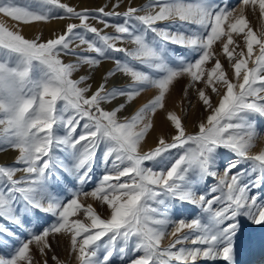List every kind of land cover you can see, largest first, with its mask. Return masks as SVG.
<instances>
[{
  "label": "snow or ice",
  "instance_id": "6c2138e0",
  "mask_svg": "<svg viewBox=\"0 0 264 264\" xmlns=\"http://www.w3.org/2000/svg\"><path fill=\"white\" fill-rule=\"evenodd\" d=\"M122 3L92 15L62 0H0V15L16 22L13 29L0 23V152L17 153L12 164L0 165V219L17 226L36 219L23 239L0 227V264H48L52 241L61 240L72 264H113L114 257L121 264H240L238 217L264 225L261 197L249 196L250 186H264V150L251 154L264 132L254 119L264 118V24L254 30L246 15L258 13L264 21V0H145L138 6L128 0L116 11ZM101 16L122 19L113 24ZM91 19L115 35L102 34ZM53 20L78 22L48 38L43 31L23 34V26ZM104 61L114 67L93 89L90 81ZM84 68L85 75L74 76ZM118 74L130 82L115 83ZM181 78L187 79L182 99L193 91L207 113L194 132L186 114L167 107ZM147 90L153 96L122 116ZM160 110L167 131L144 150ZM241 163L250 164L254 179H246L251 173ZM98 166L104 170L96 175ZM209 178L218 183L207 193L217 194L197 195L195 185ZM189 204L200 208L199 216L184 218ZM169 236L172 242L162 247ZM186 242L194 247H183ZM248 251L260 256L250 264H264V238L258 248L250 241Z\"/></svg>",
  "mask_w": 264,
  "mask_h": 264
},
{
  "label": "rangeland",
  "instance_id": "374dc122",
  "mask_svg": "<svg viewBox=\"0 0 264 264\" xmlns=\"http://www.w3.org/2000/svg\"><path fill=\"white\" fill-rule=\"evenodd\" d=\"M19 2L23 3L24 0H19ZM62 2L69 4L70 6H73L75 8H77V10H82V9H90L93 10L92 11V15H99L97 12H95V10L99 9L100 7H103L105 4L108 5V7L105 9V11H112V3L115 2V0H96L97 3H99V7H88L87 5H85V3L80 4L81 2L77 1V0H62ZM128 0H123V3L121 4V7L119 9H116V11L119 12H123L125 10V6L127 4ZM145 0H133V6H138L142 3H144ZM237 2V0H228L229 4H235ZM101 4V5H100ZM246 15L249 18L250 21V26L253 27L254 30H259V28L261 27L262 24H264V21H261L260 19H258V13H251L246 12ZM5 18L2 15H0V23L2 22L1 20ZM101 19H105L108 20L110 23H119L121 21L122 18L119 17H108V16H101ZM9 21H12L8 18H6ZM5 21V19L3 20ZM59 20H53L48 24L45 25H38V26H32L25 28V30L23 31V34H28L29 38L33 37L34 35L39 34L40 31H43L44 36L45 34H47V32L49 30H47L48 28H55L56 23ZM14 24H16L15 21ZM11 22V23H12ZM67 22V21H64ZM72 22H78V21H72ZM89 23H91L93 26L102 29L103 32L102 34H109V35H115V31L114 28H107L105 29L104 26L100 23L97 22L96 19H91L89 21ZM195 27V26H193ZM10 29V28H9ZM51 33V31H49ZM48 32V33H49ZM119 46L121 47H127L129 49H131L133 46L130 44H120ZM169 48L171 49H177V46L175 45H169ZM178 51H180L179 49H177ZM239 50V49H237ZM89 55H94L93 53H88ZM115 55H119L121 57H123V54H115ZM69 61L74 60V58H68ZM221 62L224 64L226 70L229 71V75H231V70L228 69V65H227V61L221 56ZM132 63H135L134 61ZM251 66V65H250ZM105 67V71L106 70H110L114 67V62L113 61H104L101 66V68ZM88 72L87 68L82 69L80 72L74 74V76H79V75H85ZM115 83H120V84H128L130 82V78L128 77H123L122 75L118 74V77L116 78V80L114 81ZM109 87H111V85H109ZM187 87V79L186 78H181L179 80L178 83L175 84L174 90L171 94V98L168 100L167 102V107L169 110L172 111H180L182 116H184L185 114L187 115V118L184 122H187L189 117L191 116V113H196V110L198 109V107L200 106V104L198 103L195 93L191 90H189V94L187 95V97H184V89ZM93 89H95V87H93ZM154 90H147L144 93L141 94V97H139L136 101V103L128 108V110L125 113H122V116H130L131 114H133L139 107H141L144 103H146L148 101L149 98H151L153 96ZM214 99L217 100V97L214 96ZM189 101H191V109L189 110ZM120 100H117L114 102L113 105L110 106H106V107H113L115 106V104L120 103ZM181 109H183L184 111L182 112ZM200 114L196 113V117H199ZM203 116V115H202ZM201 117V116H200ZM254 119L257 121V127L258 129L261 127H264V118H261L259 116L254 117ZM155 120V124H156V129L154 132H152V134L147 138V142L143 145L144 150H148L151 147L154 146H148V143H154L157 140L158 135L164 131H167V128L165 127L166 125V121H165V112L163 110L158 111L157 115L154 117ZM148 147V149H147ZM261 150H264V132H260L258 139L256 141V146L252 149L251 154L255 155L258 154ZM17 155V153L13 152V151H7V152H0V165H10L13 162V158ZM239 168L243 171H245L246 173H251V168H250V164L248 163H241L239 165ZM104 170L103 166H98L94 168V173L96 175H98L100 172H102ZM235 171V170H234ZM18 176L23 175V173H18ZM218 175H223V171H220L218 173ZM231 175V173H230ZM255 177V173H251L250 175L246 176L247 180H252ZM218 181L212 180L211 178H209L206 182H200V184L195 185V188L197 189V195L201 194V193H205L209 196V198H211L212 195H216L217 193H207V189H210L214 184H217ZM91 186V182L87 185L84 186L85 190L89 189ZM77 188H79V184L76 185ZM67 195H70L69 193H66ZM251 195H257L258 197H261L260 200H258V203H264V186H261L260 188H255V187H251L250 186V192H249V196ZM82 201L85 204L91 203L94 205V207H96L97 211L99 214L101 215H106L107 213L105 212L104 208L99 204V202L93 201L91 198H81ZM187 207V211L184 213V218L185 219H191L192 217L195 216H199L200 215V208L194 205H186ZM218 205H214V207H217ZM40 216H44L45 214L40 213ZM32 221V223L30 225H13L12 223L2 220L0 219V227H5L7 228L9 231H12L16 234V237L18 239H23L26 235H28L29 233H31L32 231L35 230L36 227V219L35 216H30L29 217ZM238 219L240 220V230L237 231L236 233V237L234 238V243H235V247L241 251V255L239 256V261L240 264H250V262L252 261H259L260 256L258 253L256 254H249L248 251V245L249 242H253L254 245L258 248L259 246V242L262 238H264V225H254L251 224L250 221L247 220L246 217H238ZM41 223H43V221H41ZM229 223V222H226ZM9 239H12L11 237H9ZM172 239L170 236L166 237L163 241H162V247H168V245L172 242ZM52 246L54 249V252H49L48 253V264H55V262L51 259V257L53 255H56L60 260L64 261L65 264H72L70 257H69V253L68 251H66V242L61 240L58 244L55 241H52ZM181 247V245H178L177 248ZM183 247H187V248H191L194 247L193 245H191L190 243H185L183 245ZM35 252V250H34ZM254 257V258H253ZM37 259H41L39 256L36 257ZM113 264H121L120 260L118 258L113 259ZM196 264H224L223 261H204V260H198L196 262Z\"/></svg>",
  "mask_w": 264,
  "mask_h": 264
},
{
  "label": "bare ground",
  "instance_id": "6f19581e",
  "mask_svg": "<svg viewBox=\"0 0 264 264\" xmlns=\"http://www.w3.org/2000/svg\"><path fill=\"white\" fill-rule=\"evenodd\" d=\"M77 1H78V2L80 1V2H81L80 4L85 3V5H87L88 7H99V3H97L96 0H77ZM100 5H101V4H100ZM4 19H5V21H3ZM1 21H2L1 23L6 24L10 29H13V28L15 27V25H16V24H14V22L9 21V20H7L6 18H3ZM11 22H12V23H11ZM68 22H72V21H67V22H64V21H58V22L56 23V25H55V28H54V27H53L52 29H51V28H48L47 30L51 31V33H52L53 31L60 32V31L62 30L63 26H64L66 23H68ZM25 28H27V26H23V31L25 30ZM31 28H32V27H31ZM49 31H48V32H49ZM48 32H47V34H45V36H44L45 38H48V37L51 35V33H50V32L48 33ZM25 36H26V37H29L28 34H25ZM103 72H105V67L99 69L98 71H95V73H94V78L90 81V82L92 83L93 87H95L96 84L99 83L101 73H103ZM212 99H213V103H215V102L217 101L216 99H214V95L212 96ZM196 113L200 114L201 117H200V116H199V117H196ZM196 113H191V116L189 117L188 121L185 122L186 125H187V128H188V131H189V132H194V131L196 130V128H195V124H196V122H197L199 119L202 118V115H203V116L207 115V113H204L203 107H202L201 105H200V106L198 107V109L196 110ZM177 114L182 116V114H181L180 111H177ZM155 143H156V142L151 143V144L148 143V146H155ZM147 149H148V147H147ZM185 207H187V206L185 205ZM253 258H254V257H253Z\"/></svg>",
  "mask_w": 264,
  "mask_h": 264
}]
</instances>
